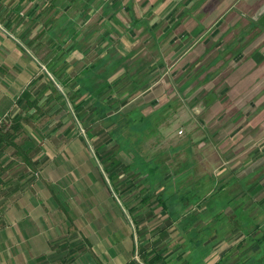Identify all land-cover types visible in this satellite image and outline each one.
I'll return each instance as SVG.
<instances>
[{
    "label": "rangeland",
    "instance_id": "rangeland-1",
    "mask_svg": "<svg viewBox=\"0 0 264 264\" xmlns=\"http://www.w3.org/2000/svg\"><path fill=\"white\" fill-rule=\"evenodd\" d=\"M0 2L5 14L7 0ZM71 35L32 38L44 51L36 59L55 65L63 57L64 79H81L60 86L58 112L50 101L41 134L15 136L38 145L31 152L37 159L21 155L23 163L11 166L25 188L46 198L51 245L42 264H264V101L257 103L264 83L250 107L224 112L218 105L212 111L206 95L187 100L191 84L170 86L177 96L161 113L149 101L122 107L135 94L119 95L122 87L107 102V82L94 102L92 71L73 63ZM55 43L65 48L51 51Z\"/></svg>",
    "mask_w": 264,
    "mask_h": 264
},
{
    "label": "crops",
    "instance_id": "crops-1",
    "mask_svg": "<svg viewBox=\"0 0 264 264\" xmlns=\"http://www.w3.org/2000/svg\"><path fill=\"white\" fill-rule=\"evenodd\" d=\"M44 1L54 13L43 9ZM20 2L7 0L9 9L0 13V121L8 120L0 130V264H42L51 245L46 198L25 188L11 168L23 161L21 155L35 161L31 152L38 145L15 136L41 134L38 122L50 101L56 100L58 112L60 86L67 88L70 77L79 86L81 77L68 73L64 79L63 57L55 65L48 57L36 59L33 54L44 51L32 38L40 33L47 41L72 31L73 63L94 77L91 101L101 99L97 95L104 90L97 87L107 82V102H113L114 88L122 87L121 96L135 93L122 107L141 108L149 101L161 113L177 96L175 87L169 90L177 83L195 87L187 100L206 95L212 111L217 105L223 112L227 105L241 110L253 104L256 86L264 83V27L255 18L264 0H42L34 8L35 0L24 9ZM62 48L55 43L51 51ZM48 68L56 83H50ZM217 86L222 89L214 95Z\"/></svg>",
    "mask_w": 264,
    "mask_h": 264
},
{
    "label": "water",
    "instance_id": "water-1",
    "mask_svg": "<svg viewBox=\"0 0 264 264\" xmlns=\"http://www.w3.org/2000/svg\"><path fill=\"white\" fill-rule=\"evenodd\" d=\"M256 20L258 21V23L260 25H262L264 27V5L263 7L258 11L257 15H256ZM212 98V97H211ZM212 100H214L212 98Z\"/></svg>",
    "mask_w": 264,
    "mask_h": 264
},
{
    "label": "built area",
    "instance_id": "built-area-1",
    "mask_svg": "<svg viewBox=\"0 0 264 264\" xmlns=\"http://www.w3.org/2000/svg\"><path fill=\"white\" fill-rule=\"evenodd\" d=\"M2 126H3V121H0V130H1ZM1 150H2V143H1V141H0V151H1Z\"/></svg>",
    "mask_w": 264,
    "mask_h": 264
},
{
    "label": "trees",
    "instance_id": "trees-1",
    "mask_svg": "<svg viewBox=\"0 0 264 264\" xmlns=\"http://www.w3.org/2000/svg\"><path fill=\"white\" fill-rule=\"evenodd\" d=\"M156 260H157V259H156ZM156 260H155V261H156ZM158 260H159V259H158ZM144 261H145V260H144ZM145 262H146V261H145ZM215 264H221V263L218 261V262H217V263H215Z\"/></svg>",
    "mask_w": 264,
    "mask_h": 264
}]
</instances>
